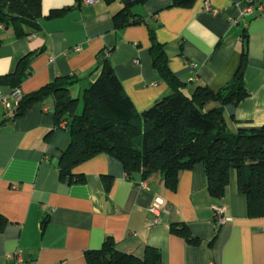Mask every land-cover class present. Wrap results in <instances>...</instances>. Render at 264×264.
Returning a JSON list of instances; mask_svg holds the SVG:
<instances>
[{
	"label": "crops",
	"instance_id": "crops-1",
	"mask_svg": "<svg viewBox=\"0 0 264 264\" xmlns=\"http://www.w3.org/2000/svg\"><path fill=\"white\" fill-rule=\"evenodd\" d=\"M173 1L133 2L131 12L144 20L121 27L115 15L125 6L123 0H41L37 32L19 37L12 25L0 27V76L14 73L28 55L23 94L74 74L79 82L71 94L81 97L99 77L97 55L104 51L124 92L143 111L175 93L153 65L152 28L180 92L188 96L197 87H225L246 53L249 95L225 106L227 130L264 125V15L243 16L244 0L171 6ZM254 1L264 5V0ZM75 46L81 50L75 52ZM0 89L12 99L8 85ZM12 115L0 102V214L6 219L0 228V264H10L8 254L16 250L28 264H88L86 252L100 249L107 238L140 257L147 246L155 247L161 264H264V217L248 215L247 197L239 192L233 170L220 198L207 189L203 163L181 171L171 189L160 172L146 181L140 173L128 178L121 162L99 154L75 169L83 181L70 182L58 166L69 133L56 124L54 99L37 101L9 120ZM104 175L112 177L109 189ZM156 200L162 201L159 223L150 210ZM215 207L224 208L226 218L218 231ZM173 225L186 226L199 243L172 232Z\"/></svg>",
	"mask_w": 264,
	"mask_h": 264
},
{
	"label": "trees",
	"instance_id": "trees-1",
	"mask_svg": "<svg viewBox=\"0 0 264 264\" xmlns=\"http://www.w3.org/2000/svg\"><path fill=\"white\" fill-rule=\"evenodd\" d=\"M123 1L125 6L115 15L117 24L125 27L142 22L144 17L133 14L131 6L147 0ZM191 1L174 0L171 6H187ZM41 15V0H0V24L12 25L19 37L37 32ZM150 39L153 65L175 93L137 111L124 92L108 53L101 51L97 55L101 73L81 97L71 94L79 82L76 75L59 76L39 90L24 94L9 120L25 114L33 103L52 97L56 124L65 122L69 133V143L58 164L61 177L68 176L70 182L83 181V174L75 169L99 154H107L122 163L128 178L140 173L146 181L151 174L160 172L165 184L175 189L181 171L203 163L212 197L225 194L233 170L239 192L247 197L248 215L264 217V125L231 133L225 118L226 105H237L249 95L244 82L246 53L233 80L225 87L217 91L197 87L188 96L180 92V81L171 72L165 49L152 28ZM30 60L25 56L14 73L0 76V88L8 85L10 95L20 89L30 73ZM211 103L219 106L211 108ZM104 181L109 189L112 177L104 175ZM5 221L0 214V228ZM214 223L218 231L221 225L215 217ZM171 231L190 243H199L186 226L173 225ZM86 259L88 264H161V252L147 246L140 257L121 251L107 238L100 249L87 251Z\"/></svg>",
	"mask_w": 264,
	"mask_h": 264
},
{
	"label": "built area",
	"instance_id": "built-area-1",
	"mask_svg": "<svg viewBox=\"0 0 264 264\" xmlns=\"http://www.w3.org/2000/svg\"><path fill=\"white\" fill-rule=\"evenodd\" d=\"M85 3H93L95 0H84ZM205 8L209 11L212 10V7L210 3L207 1L205 4ZM264 15V5L262 3H256L254 0H244V6L242 8V15L245 17L253 18L256 16V14ZM3 24H0V27H2ZM75 52H78L81 50L80 46H75L73 48ZM24 94L20 89H15L11 94V100L9 99L8 95L3 94V92L0 89V102L2 103L3 107L5 108L6 112L14 113L15 108L18 106L19 102L23 98ZM61 126L65 128L66 123L62 122ZM141 187H144L145 184H141ZM162 204L161 200H156V202L153 204V206L150 208V210L156 215L154 221L155 223L160 222V205ZM214 217L217 220V223L219 225H222L225 223V212L224 208L222 207H215L214 209ZM8 259L10 260V264H28L22 257V253L20 250H16L15 252H12L11 254H8Z\"/></svg>",
	"mask_w": 264,
	"mask_h": 264
},
{
	"label": "rangeland",
	"instance_id": "rangeland-1",
	"mask_svg": "<svg viewBox=\"0 0 264 264\" xmlns=\"http://www.w3.org/2000/svg\"><path fill=\"white\" fill-rule=\"evenodd\" d=\"M82 108V100L80 101V104H79V109Z\"/></svg>",
	"mask_w": 264,
	"mask_h": 264
},
{
	"label": "clouds",
	"instance_id": "clouds-1",
	"mask_svg": "<svg viewBox=\"0 0 264 264\" xmlns=\"http://www.w3.org/2000/svg\"><path fill=\"white\" fill-rule=\"evenodd\" d=\"M69 2H71V0H69Z\"/></svg>",
	"mask_w": 264,
	"mask_h": 264
}]
</instances>
